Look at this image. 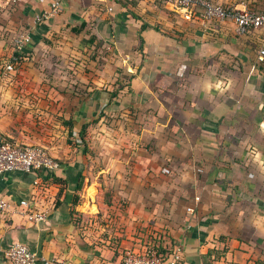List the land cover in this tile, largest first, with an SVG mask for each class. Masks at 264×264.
<instances>
[{
    "label": "crops",
    "instance_id": "obj_1",
    "mask_svg": "<svg viewBox=\"0 0 264 264\" xmlns=\"http://www.w3.org/2000/svg\"><path fill=\"white\" fill-rule=\"evenodd\" d=\"M3 1L14 6L13 13L29 26L30 42L22 56H36L49 46L48 51L63 58L69 73H53L56 82L48 86L54 93L67 88L76 95L62 101V118L79 130L93 120L124 117L146 136L144 144L153 147L154 155L177 163L175 169L184 175L182 184L194 193L179 200L168 216L148 212L139 199L133 200L131 206L139 208L127 206L129 214L126 210L120 232L116 212L104 216V225L88 233V228H78L82 221L73 215L81 207L73 204L80 177L84 188L91 187L86 167L76 156L64 153L63 159L53 153L60 168L45 174L40 186L33 185V174L9 173L0 181V194L12 203L37 197L47 208L46 220L37 224L17 215L0 216V264H9L4 251L16 242L28 246L38 264H118L125 249L137 251L148 244L133 228L138 218L154 223L153 231L156 226L164 228L159 233L161 248L183 246V264H264V248L240 228L244 219L249 220L258 224L255 231L264 238L260 223H264V62L257 61L264 34L237 36L231 21L204 22L197 10L184 17L152 0H63L60 14L38 24L34 17L50 0ZM215 1L227 7L264 8V0ZM52 35L62 37L51 41ZM97 46L106 47L100 68L98 57L90 59ZM10 74L0 71L4 103L21 90L12 77L7 78ZM58 78L78 82V92L68 82L60 85ZM66 90L61 95L68 94ZM113 92L117 96L109 101ZM14 102L18 108V99L11 107ZM101 112L106 116L100 118ZM243 142L246 146L234 150ZM86 204L92 205L87 198ZM99 210L88 213L97 218Z\"/></svg>",
    "mask_w": 264,
    "mask_h": 264
},
{
    "label": "rangeland",
    "instance_id": "obj_2",
    "mask_svg": "<svg viewBox=\"0 0 264 264\" xmlns=\"http://www.w3.org/2000/svg\"><path fill=\"white\" fill-rule=\"evenodd\" d=\"M243 1L247 2V0ZM13 7H8L5 1L0 0V71L3 70L4 65L9 62L6 61L10 60L12 56L15 39L29 29V26L13 13ZM51 37V41H58L62 36L55 37V35H52ZM44 49L48 51L52 47L44 46ZM47 51L40 52L33 57L21 56L14 70L7 77H12L11 80L14 81V85L21 90L17 92L16 97L13 95H11V98L7 97L5 101L7 104L4 103V98H0V131L9 133L15 139L20 138L26 142L24 144L48 146L49 149L46 148L51 155L55 153L56 155H53L64 159V153H66L83 161L86 167V176H88L86 182H88V185L91 184V187L87 189L83 186L77 200V203L81 205L78 209L83 224L81 226V222H79L78 228L81 230L88 228V233L90 231L94 233L104 225V216L118 213L120 216L117 215L119 220L116 227L118 226L120 232L124 224L122 219L129 214L127 208L130 207L137 211L139 206L136 204L131 205L133 200L138 199V204L144 205L148 212L158 210L161 215H171L179 200L188 199L189 195L192 194L191 192H193V190L188 187L185 188L182 184L181 180L184 175L175 169L177 163L174 160L158 158L154 155L156 152L153 147L150 149L151 146L148 147L147 144H144L146 136L141 135L138 128H132L130 121L119 116L115 118L106 117L102 123L92 125L86 131L85 144H79V147L76 146L77 144L73 145V140L77 138L78 129L74 128L73 139L68 137V130L65 125L67 119L62 118L64 117V110L62 111L61 103L64 98L76 95L74 93L70 95V92L66 90L67 88L65 90L68 94L64 95L61 94L65 90L63 93L50 91L51 89L48 86H53L56 82L53 81V73H63L67 76L69 72L63 64V58H60L57 52ZM105 51L106 47L102 46H97L90 51V59L98 57L96 68L103 64L101 62L103 58L106 59ZM76 60L78 59L76 58ZM4 62L5 64H3ZM3 77H0V79L3 80ZM69 80L74 81V79ZM58 81L60 83L62 81L68 82L65 78ZM68 83V85L77 88L74 92H78V82ZM60 85L65 86L63 83ZM13 99H18V108H15L16 102L11 107ZM5 116H9L11 119H5ZM130 116H132V112ZM52 136L55 140H52ZM242 146H246V143H237L234 150L238 151ZM149 156H152V158ZM157 162L161 163L159 168L155 166ZM149 167H152L154 171L149 170ZM133 172H136V174H133ZM131 176L138 179L133 180ZM86 198L91 201V207L86 204ZM56 202L55 199L54 203L56 204ZM107 202L113 206L108 208L105 206ZM95 208L100 209L99 216L96 215L97 218H93L94 215L88 213L89 210L95 213ZM126 210L127 215H125ZM249 215L253 217L251 213ZM138 219L135 220L133 226L135 231L141 232V236H144V240L149 245H159L162 241L159 238V235H161L159 233L164 228L156 226L157 228L153 231L154 223L139 222ZM244 222H240L241 230L245 231L252 241L256 240L254 242L256 246L264 248V238L258 237V231H255V229L258 230V224L251 225L249 220L246 223ZM260 223L264 224L262 221ZM150 229L153 235L148 236L151 233ZM249 231L257 233V235L251 234Z\"/></svg>",
    "mask_w": 264,
    "mask_h": 264
},
{
    "label": "built area",
    "instance_id": "obj_3",
    "mask_svg": "<svg viewBox=\"0 0 264 264\" xmlns=\"http://www.w3.org/2000/svg\"><path fill=\"white\" fill-rule=\"evenodd\" d=\"M14 1V0H11ZM63 0H50L46 9L34 17V23L49 20L62 12ZM162 2L172 11L182 16H189L196 10L204 22L217 21L224 23L231 21L237 36H245L252 32L264 34V8L256 10L243 6L242 8L227 7L215 0H152ZM30 42L29 33L20 34L13 43V54L10 61L4 65L6 74L14 70L15 65L21 59L26 45ZM18 54V55H16ZM257 61L264 62V39L260 42L257 53ZM60 168L59 162L52 157L49 150L41 145L20 144L14 142L4 134L0 133V181L6 174L22 173L33 174L34 186L43 184L45 174H51ZM48 178V177H47ZM17 215L25 222L37 224L44 222L47 218V208L34 199H21L12 203L7 197L0 194V216ZM97 214V213H96ZM157 245H145L140 250L125 249L120 256L118 264H183L184 249L180 244L171 250L164 248L160 252ZM4 259L9 264H38V259L28 246L23 243H13L4 251Z\"/></svg>",
    "mask_w": 264,
    "mask_h": 264
},
{
    "label": "trees",
    "instance_id": "obj_4",
    "mask_svg": "<svg viewBox=\"0 0 264 264\" xmlns=\"http://www.w3.org/2000/svg\"><path fill=\"white\" fill-rule=\"evenodd\" d=\"M16 55H18V54H16ZM19 56H22V54H20ZM10 61V60H9ZM127 80H128V82H129V80H130V78H127ZM126 80V81H127ZM127 82V83H128ZM126 83V84H127ZM126 84L125 85H120L119 86V89H123V88H125V86H126ZM117 96V93H111V94H109V101L112 99V98H114V97H116ZM106 116V114L105 113H103V112H101L100 114H99V117L100 118H102V117H105ZM98 121H99V119H97V120H93V121H91V122H89L88 124H84V125H81V127H80V129L78 130V132H77V138L76 139H74L73 140V145H76L77 147H79L80 145L79 144H85V136H86V131L88 130V128L89 127H91L92 125H96L97 123H98ZM65 125H66V127H67V134H68V137H71L72 139H73V135H74V124H73V122L71 121V120H67L66 122H65ZM60 164V163H59ZM22 174V173H21ZM51 175V174H50ZM49 175V176H50ZM55 181H57V182H61L59 179H56ZM83 186H84V177L83 176H81L80 177V179H79V181H78V184H77V187H76V191H77V194L74 196V198H73V204H74V206H76L77 205V200H78V198H79V196H80V194H78L81 190H82V188H83ZM61 193H62V191H60V192H58V195L56 196V200H57V202H56V206H58L59 205V198H60V196H61ZM110 203L109 202H107V203H105V205H109ZM73 215H76V217H77V219L78 220H80L81 218L79 217L80 216V214H79V212H77V211H73ZM79 215V216H78ZM76 222V221H75ZM75 225H77V222L75 223ZM159 249V251L160 252H163L164 250L163 249H161L160 247L158 248Z\"/></svg>",
    "mask_w": 264,
    "mask_h": 264
}]
</instances>
